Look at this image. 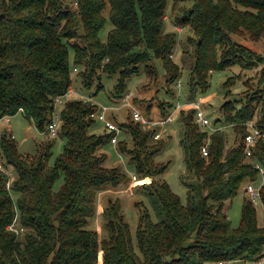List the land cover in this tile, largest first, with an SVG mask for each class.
<instances>
[{"label":"trees","instance_id":"16d2710c","mask_svg":"<svg viewBox=\"0 0 264 264\" xmlns=\"http://www.w3.org/2000/svg\"><path fill=\"white\" fill-rule=\"evenodd\" d=\"M165 7L166 0H0V117L21 109L44 133L56 112L55 97L71 88L72 71L83 88L95 85L103 73L116 74L112 95L119 99L127 93V79L154 57L164 67L166 83L175 84L180 74L172 59L176 36L165 31ZM190 7L175 16L174 25L187 27L197 37L188 80L191 98H203L213 71L264 64L262 54L233 40L243 34L254 41L264 36V0H192ZM107 19L112 27L102 41L99 33ZM148 67L150 74L153 69ZM237 77H229L223 87L233 86ZM263 79L264 67L258 85ZM96 86L102 87L98 82ZM97 110L82 99L60 107L56 136L64 144L50 167L46 161L52 142L26 159L14 139L0 134L3 163L13 173L7 189V176L0 171V264H254L264 257V224H259L248 197L236 228L225 209L245 182H258L259 171L251 162L264 168V142L257 144L252 158L243 154L246 123L264 129V85L250 97L224 101L213 121L223 128L213 133L194 122L193 109L180 110L184 173L198 180L185 183L186 204L156 178L168 166L155 159L165 142L154 140L151 130L132 116L131 122L118 124L114 145L127 155L136 175L151 178L140 187L159 217L154 222L138 203L135 246L117 198L103 207L101 239L97 231L85 228L94 214L96 194L129 179L119 167L105 165L107 156L99 150L111 143L114 133L104 127L102 133L92 130L99 122L91 117ZM229 128L236 139L225 149ZM120 133L125 134L123 140ZM61 175L63 182L54 191ZM260 199L264 210V185ZM14 220L23 233L8 229Z\"/></svg>","mask_w":264,"mask_h":264},{"label":"rangeland","instance_id":"374dc122","mask_svg":"<svg viewBox=\"0 0 264 264\" xmlns=\"http://www.w3.org/2000/svg\"><path fill=\"white\" fill-rule=\"evenodd\" d=\"M191 3L192 0H166L165 31L175 33L176 40L172 52V59L180 68V74L175 84L166 83L164 67L161 61L154 57L146 64H141L138 72L131 75L126 81V90L127 92L130 91L132 94L129 99L130 103L146 120L157 122L172 115V122L167 123L164 126L157 125L155 129L156 132H160V138L158 140L165 142L164 147L158 152L155 159L158 162L168 163L163 174L156 178L167 182L172 192L179 196L182 204H186L187 202V188L185 183H196L198 180L195 177H192V174L184 173V150L179 143L183 131V123L180 120L181 111L177 106L196 102L201 96L199 97V95L196 96L197 94H195V96L191 98L188 86L189 73L192 64L194 63L193 54L197 37L193 36V32L187 27H180L177 24L174 25V22L175 16L179 17L184 14L185 9H191ZM105 14H107V12ZM111 27V23L107 19L104 27L99 33L102 41L106 40L107 32ZM233 40L248 47L253 52L264 56V36L259 40L254 41L250 39L248 35L243 34L240 36H233ZM69 51L71 53L70 49ZM72 55L73 54L71 53L70 59H72ZM146 65H149L148 68L151 67L153 69L151 70L152 73L149 74L146 71ZM263 67L264 64H260L257 68L242 71L238 66L234 65L223 70L213 71L210 74L209 87L206 94L203 96V100L206 98H209V100H204L203 110L211 122L221 114L220 106L224 101L229 100L234 102L240 100V96H243V94L250 97L253 93H259V90H261L264 85V79L258 85L260 69ZM237 75H239V77H237L238 79L236 78L237 81L233 86H229V88L223 87V83L229 77ZM71 79V90L74 93L71 100L82 99L83 102L89 101L96 107H98V105L118 106V109L116 110L107 111L108 119L117 127L118 124L120 125L121 123L131 122L132 110L123 105V97L117 99L112 95L113 87L117 83L116 74H101L96 81V83H101L102 87L100 89H97L96 83L90 88H83L76 71L71 72ZM244 82H246L247 85H243ZM228 92L229 94L226 95ZM168 103L170 105H167ZM161 104H164L163 108L160 107ZM239 104L240 103L238 102L237 106ZM59 110L60 108L56 110L57 114L59 113ZM58 125H60V122ZM4 130L9 131L13 135L18 152L26 159L33 157L40 146L52 142L51 155L46 161V166H52L55 159L63 150L64 140L56 136L57 131L55 132V135L40 133L34 126L33 122L27 119L22 112H18L11 116L9 122L3 121L0 125V131ZM92 130H94L95 133H102L103 124L97 122ZM125 132L126 131L124 130V133ZM124 133L119 134L121 135V140H123L125 136ZM6 136L11 138L8 134H6ZM235 139V132L229 128L226 132L225 149L232 146L235 143ZM153 142V140L150 141V143ZM130 143L131 142L129 141V146ZM99 152L106 154L107 160L105 165L107 167H119L126 173L129 179L127 183L121 184L118 187L106 186L96 194L94 201V214L88 220L85 228L97 231L99 239H101L105 235L103 230L104 220L102 217L103 207L107 205L108 199L111 198L114 200L117 198L135 246L134 238L140 212L139 205L141 204V206L147 209L154 222L159 220L155 207L151 203L149 196L145 193L142 186L140 187L143 183H149L151 178H143L141 175H136L127 155L119 152L117 150V145L115 146L114 144L107 143L100 148ZM134 175L135 178H133ZM62 182L63 178L61 175L55 182L53 190L57 191ZM246 185L247 183L245 182L237 194L226 202V213L228 214L230 225L233 228H236L239 225L241 205L243 199L248 197L245 191ZM254 207L259 224H264L263 207L260 204H256ZM23 232V230L19 231V234ZM19 238L21 239L22 236Z\"/></svg>","mask_w":264,"mask_h":264},{"label":"built area","instance_id":"2783aa9c","mask_svg":"<svg viewBox=\"0 0 264 264\" xmlns=\"http://www.w3.org/2000/svg\"><path fill=\"white\" fill-rule=\"evenodd\" d=\"M74 93L72 92L71 88L63 95L55 97L54 101V108L57 110L58 108L62 107L66 102L71 100ZM131 97V92H127L125 96L122 98V101L124 102L123 105L129 107L132 110V118L134 121H138L141 124H143L146 128L150 129L153 135V139L158 140L160 138V132H156V126H164L167 123L172 122L173 118L172 115L166 117L163 120L154 122V121H148L146 120L137 110L134 109L132 104L130 103L129 99ZM86 101V100H84ZM203 104L204 100L203 98H199L196 102H191L189 104H185L183 106H177L180 110L182 109H193L195 111L194 113V122L197 123L200 127L207 129L209 132L213 133L217 130H220L223 128V126H216L211 122V120L206 116L205 111L203 110ZM118 109V106H100L98 105V110L91 114V117L96 119L97 121L101 122L103 124L104 129L107 132H113L114 135L111 138V143L114 144L116 142V135L119 133V128L108 119L107 111L109 110H116ZM22 112V110H19ZM58 117V119H57ZM57 119V120H56ZM10 116H2L0 117V125L3 121L9 122ZM60 122L59 114H57L55 111L52 115V121L47 126L46 131L42 134H52L55 135V132L57 131V127L59 126L58 123ZM248 127V132L244 136L243 140V154L246 159L252 158L254 148L257 146L259 142H264V129H259L255 127L251 122L246 123ZM10 137L13 139V136L10 135ZM208 145L209 141L206 140L204 144L201 147V154L206 157L208 155ZM255 168L259 171V179L258 183L256 182H247L245 191L248 195V199L252 202L253 205L260 204V189L264 185V168L259 165L256 161L251 162ZM0 171L7 176L6 181V188H10V184L13 179V173L12 171L7 168L3 163V158L0 152ZM135 178V177H133ZM9 230H12L16 234H19V231H22V228L16 227L15 220L8 226ZM264 263V257L259 258L257 261H255L254 264H263ZM206 264H215L214 262H207Z\"/></svg>","mask_w":264,"mask_h":264},{"label":"crops","instance_id":"0c3cea01","mask_svg":"<svg viewBox=\"0 0 264 264\" xmlns=\"http://www.w3.org/2000/svg\"><path fill=\"white\" fill-rule=\"evenodd\" d=\"M205 101H207V100H209V98H206V99H204ZM0 133H5V134H8V135H12L9 131H6V130H4V131H0ZM13 136V135H12ZM14 139V138H13Z\"/></svg>","mask_w":264,"mask_h":264}]
</instances>
